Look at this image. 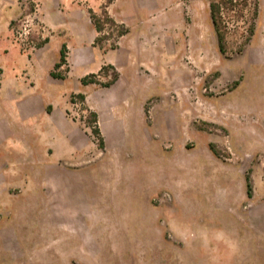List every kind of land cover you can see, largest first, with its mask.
Listing matches in <instances>:
<instances>
[{"label":"rangeland","instance_id":"374dc122","mask_svg":"<svg viewBox=\"0 0 264 264\" xmlns=\"http://www.w3.org/2000/svg\"><path fill=\"white\" fill-rule=\"evenodd\" d=\"M211 1L0 0V264H264V0L226 54Z\"/></svg>","mask_w":264,"mask_h":264},{"label":"trees","instance_id":"16d2710c","mask_svg":"<svg viewBox=\"0 0 264 264\" xmlns=\"http://www.w3.org/2000/svg\"><path fill=\"white\" fill-rule=\"evenodd\" d=\"M254 3L255 0H212L209 3V11L211 22L214 30V34L217 41V47L220 53L226 54L231 49L236 52H241L245 46V43L248 38H245L244 42H239L238 39L244 38V35L247 33H253V27H250L247 30H242L240 24L245 21L246 12L249 10L250 3ZM92 23L95 31L101 35L95 39V43H99L102 39H105L103 34L107 24L117 27L119 31L117 32L118 37H121L127 33V29L122 24H117L114 19H112L106 10H103L101 16H96L95 14L91 15ZM13 25V23H12ZM103 34V35H102ZM48 42V38H45L40 42L37 47H42L43 44ZM67 47L63 45L59 53V61L55 65V68H59L62 65L67 64ZM107 68L112 70L111 80L105 84L106 87L112 85L118 79V72L111 65L103 66L97 74H91L81 80L82 85L90 83L89 81H96L98 77L105 71ZM51 77L60 78L62 76L55 72H51ZM81 103L85 104V98L82 94H79ZM85 110L89 111L88 108L84 105ZM89 117L92 124V132L98 138L100 147H103V138L101 136L100 129L98 127V117L94 112L89 111ZM247 195H251V184L249 178L246 179Z\"/></svg>","mask_w":264,"mask_h":264}]
</instances>
